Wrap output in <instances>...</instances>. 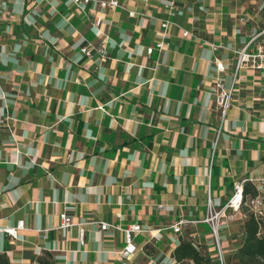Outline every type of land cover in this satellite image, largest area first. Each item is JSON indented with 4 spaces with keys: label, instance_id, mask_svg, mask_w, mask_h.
Wrapping results in <instances>:
<instances>
[{
    "label": "crops",
    "instance_id": "0c3cea01",
    "mask_svg": "<svg viewBox=\"0 0 264 264\" xmlns=\"http://www.w3.org/2000/svg\"><path fill=\"white\" fill-rule=\"evenodd\" d=\"M119 1L84 14L70 0H0V264H176L170 230L140 236L123 263V233L99 223L202 219L236 181L264 196V71L241 70L224 123L210 94L215 58L229 86L260 12L240 0ZM166 20L194 37L172 25L170 46L149 56ZM86 42L106 43L107 59L84 56ZM237 217L239 234L248 217ZM20 220L19 238L3 232ZM205 226L193 229L203 244Z\"/></svg>",
    "mask_w": 264,
    "mask_h": 264
},
{
    "label": "built area",
    "instance_id": "2783aa9c",
    "mask_svg": "<svg viewBox=\"0 0 264 264\" xmlns=\"http://www.w3.org/2000/svg\"><path fill=\"white\" fill-rule=\"evenodd\" d=\"M77 9L85 14V11L90 5H98L101 9H110L117 10L122 8V5L119 0H70ZM167 9L171 11V14H174L172 11L175 8L174 3L166 6ZM262 10V7L258 9ZM258 10L255 12L257 13ZM134 13H132L133 15ZM244 21V19H241ZM245 21H247L245 19ZM100 20L93 23V27H98ZM176 26L179 29H182L178 24L166 20L162 22V28L164 29L161 33L160 41L147 49V54L151 56L155 50L164 51L170 46L169 34L167 30L170 26ZM182 35L185 38H193L194 34L191 30L182 29ZM213 50L217 51L221 48L220 45L210 44ZM94 51H97L102 60L107 59L108 52L106 43L101 44L99 47L95 46L90 42H86L84 46L81 47V53L84 56L93 58ZM237 52V62L235 65V70L232 75L231 84L228 86L226 82V64L219 58H215L214 67H215V77L214 83L211 86L210 94L213 96L215 110L220 114L221 122L224 123L226 118L231 110L234 102V95L238 91V85L241 81L240 72L243 69H251L253 71H264V29L257 30L251 38L245 43V45ZM158 65V64H156ZM7 119H10L8 117ZM9 127V126H8ZM246 181H236L233 185V194L223 205H216L211 197H209L207 205V213L202 219H190V218H180L177 221L170 224L167 228H158L153 229L149 226H143L139 223H131L125 227L113 225L108 222H100V229L107 231L109 229H115L121 231L124 236V246L118 252V259L121 262H126L131 259L140 249L137 239L140 236H148L151 239L159 241L161 239L162 233L165 230H170L172 235L175 236V241L180 244V236H183L187 230L196 228L199 225H206L210 231L211 242L210 243H201L197 237L199 236L197 232L190 234V238L193 243L200 248L205 246L206 252H214L215 259L219 264L226 263V254L223 245L222 232L224 230H229L230 226L238 221H241V218L237 216H242L244 209H247L255 218L261 223H264V196L258 194L255 196L247 195L245 193V184ZM261 184L264 185V179L261 180ZM164 205L160 204L158 206L159 210H162ZM62 220V227L64 229H70L74 226L73 217L70 216L67 212H64L60 215ZM24 227V221L20 220L16 227L5 228L3 232L8 234L14 239L19 238V233ZM261 234H263V227H261ZM81 244H84V229H81ZM176 261V260H175ZM176 264L177 263L176 261ZM184 264V263H180Z\"/></svg>",
    "mask_w": 264,
    "mask_h": 264
},
{
    "label": "trees",
    "instance_id": "16d2710c",
    "mask_svg": "<svg viewBox=\"0 0 264 264\" xmlns=\"http://www.w3.org/2000/svg\"><path fill=\"white\" fill-rule=\"evenodd\" d=\"M246 194L257 195L256 192H251L245 187ZM247 215V220L243 223L239 233V245L234 252V257L238 260L239 264H264V234H261V227L264 223L259 222L247 210L244 209ZM204 230L209 231L208 226ZM194 230H187V232L180 236V244L173 252V258L177 263H185L192 261L194 264H219L215 259L214 252H206L205 246L198 248L190 238ZM2 258L0 262L2 263ZM227 263V260H226Z\"/></svg>",
    "mask_w": 264,
    "mask_h": 264
},
{
    "label": "rangeland",
    "instance_id": "374dc122",
    "mask_svg": "<svg viewBox=\"0 0 264 264\" xmlns=\"http://www.w3.org/2000/svg\"><path fill=\"white\" fill-rule=\"evenodd\" d=\"M240 1L243 4L244 3L249 4L250 10H253V8H256L258 10L260 7H262V10L260 11L258 10V12H260L259 14L260 22L264 24V0H240ZM236 226H239V224L236 225V223H234L233 225L230 226L229 230H226L227 235L231 233L230 235H228L229 246L227 248V253H225L227 264H239L238 260L234 257V252L237 250L240 240L238 234V228Z\"/></svg>",
    "mask_w": 264,
    "mask_h": 264
}]
</instances>
